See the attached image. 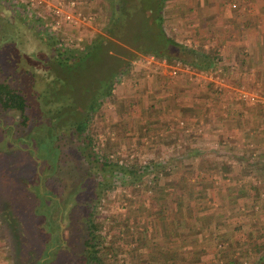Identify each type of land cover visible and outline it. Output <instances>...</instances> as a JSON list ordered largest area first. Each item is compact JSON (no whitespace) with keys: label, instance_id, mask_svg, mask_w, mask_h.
Here are the masks:
<instances>
[{"label":"rangeland","instance_id":"1","mask_svg":"<svg viewBox=\"0 0 264 264\" xmlns=\"http://www.w3.org/2000/svg\"><path fill=\"white\" fill-rule=\"evenodd\" d=\"M75 1L78 8L91 15L89 21L80 25H54L43 9L26 0H0V81L20 90L28 100L26 125L20 122L18 111L0 110V195L9 197L8 202L12 204L6 205L12 212H19L31 222L29 211L35 199L25 196V187H31L27 183L32 182L29 177L37 168L38 180L43 181L44 189L58 193L45 192L57 198L61 211L56 246L43 245L45 235L40 238L31 232L35 230L33 227L24 230L22 226L26 237L22 244L24 264H30V257L35 258L40 250L37 257L41 264H88L83 248L86 235L83 203L88 194L81 191L86 187L85 179L80 178L78 169L72 166L73 163L78 165L82 147L64 128H69L72 120L84 115L85 132L91 139V148L97 153L132 166L154 164L159 160L167 162L165 166L170 165L174 160L163 155L166 143L158 124L162 116L171 111L165 110L166 104H173L171 102L178 98L176 87L172 90L175 83L172 84L171 78L177 76V73L170 74L172 65L179 62L188 66L186 74L191 70L202 71L174 58L181 53L175 47H164V51L172 56L167 60L138 47L137 43H146L148 39H137L130 34L126 37L124 34L122 38L119 29L109 23L114 0ZM157 1H160L158 10L165 33L187 47L209 50L216 59V66L210 70L220 68L223 71L225 65L220 45L215 46L211 38L207 39L205 27L197 28L196 13L194 5L188 2L190 0H154V4L153 0H133L134 8L139 9V13L153 14ZM131 23L128 22L127 27L134 31L137 26L132 29ZM99 35L103 36V43L92 47V39ZM199 38L202 39L199 41ZM55 47H65L74 55L80 53L81 58L71 56L66 64L57 57ZM112 76L110 94L103 96L90 114L91 105L102 96L101 91ZM178 76L191 81L182 70ZM261 128L264 132V127ZM190 142L185 141V147L190 149ZM85 143H82L83 147ZM199 143L208 145L204 140ZM252 146L247 145V150ZM207 150V147L203 149L202 157L197 156L195 165L211 162L206 155H211L213 148ZM82 153L85 157L83 150ZM249 158L245 153L243 159ZM191 160L184 156L183 166L192 165ZM8 163L20 166L18 171L22 174L16 182L5 168ZM155 170L156 183L148 171L142 174L139 182L133 183L123 180L125 176L122 179L113 176L112 181L100 190L93 209V219L101 238L100 264H247L256 257L264 240L256 235L261 222L253 217V204L247 209L243 207L246 214L241 222L228 217L227 209L231 206L218 204L219 209L225 210L226 216L217 223L224 232L220 236L213 235L216 228L212 222L205 223L203 218L193 220L184 215L180 222L175 221L179 209V204L175 203L177 188L166 186V183H174L182 175L188 176L190 181L197 178L190 171L182 174L169 171L165 175L162 167ZM23 180L27 183L21 182ZM64 203H68L66 212ZM7 207L0 209V264H15L11 236L6 227L10 218ZM171 216L174 221L170 220V231L167 217L171 219ZM189 224L198 226L201 232L181 236L179 233ZM212 227V234L205 236L204 230ZM36 228L39 229V225ZM170 232L173 235L167 236ZM245 238L247 240H243ZM244 242L245 255L238 248ZM36 259L32 264H36Z\"/></svg>","mask_w":264,"mask_h":264},{"label":"crops","instance_id":"2","mask_svg":"<svg viewBox=\"0 0 264 264\" xmlns=\"http://www.w3.org/2000/svg\"><path fill=\"white\" fill-rule=\"evenodd\" d=\"M188 2L194 5L197 28L205 27L207 39L211 38L215 46L220 45L225 66L220 73L223 78L220 89L210 84L197 85L184 76L171 78L172 84L175 83L172 90L175 86L178 98L171 102L173 104H166L165 110L171 111H167L158 124L166 143L163 155L173 157L170 158L174 160L169 165L170 171L181 174L190 171L197 178L190 181L188 176L182 175V180L175 185L176 188H189L192 193L189 196L186 191L182 196H175V203L179 204L175 221L180 222L184 215L193 220L203 218L205 223L212 222L216 228L213 235L220 236L224 231L217 223L226 215L218 204L231 206L227 209L228 217L240 219L239 222L244 221V208L253 204V217L261 222L256 235L264 240V132L261 131L264 105L243 101L235 94L239 88L245 91L264 89V0ZM231 2L235 5L231 6ZM193 49L205 52L199 47ZM206 53L209 54V50ZM210 56L212 61L207 69L216 66L215 57L211 53ZM201 140L207 141L208 145L199 143ZM185 141H191L190 149L185 147ZM247 145L253 146L247 150ZM206 147L207 151L213 148L211 155H206L211 162L195 165L194 160L203 156L201 152ZM245 153L251 158L244 160ZM184 156L192 158V165L183 166ZM173 184L170 182L171 186ZM231 212L233 214L229 215ZM172 218L170 220L174 221ZM184 228L179 233L181 236L201 232L195 225ZM214 228L204 230V235L212 234Z\"/></svg>","mask_w":264,"mask_h":264},{"label":"trees","instance_id":"3","mask_svg":"<svg viewBox=\"0 0 264 264\" xmlns=\"http://www.w3.org/2000/svg\"><path fill=\"white\" fill-rule=\"evenodd\" d=\"M113 1V0H112ZM27 2V1H26ZM160 1H157L156 6L153 7L152 13L149 14V12H140L139 9L136 10L133 0H114L113 1V9L112 14L110 15L109 23H113L115 28L119 29V32L122 34V38L124 36L126 37L127 34L133 35L135 38H142V39H148L146 43H137V46L145 53H151L158 57H166L167 60L169 58H172L170 54H167L164 51V47H175L177 50H179L180 55L173 56L174 58H179L181 61H185L189 63L190 66H193L199 70H207L208 66L211 64L212 58L209 54L206 52H203L202 50H195L193 48L187 47L181 43H178L175 39H173L171 36L167 35L162 27V16L159 13V4ZM138 4H141V1H139ZM154 4V0H153ZM157 7V9H156ZM47 16V19L50 20V22H53V17L51 13L44 10ZM154 11V12H153ZM152 15V16H151ZM133 19L134 21H131ZM132 22V29H134L135 26H137L134 31L131 29H128L127 23ZM109 26V25H108ZM133 31V32H132ZM132 32V33H131ZM126 34V35H124ZM124 35V36H123ZM46 40H48L46 38ZM103 36L99 35L92 39V47L96 46L97 43L101 42L103 43ZM48 42V41H47ZM139 42V41H138ZM56 55L57 57H60L64 62L69 61L71 59V56L76 58L77 56L80 57V53L77 55H74L72 52L67 51L65 47H55ZM66 52V53H65ZM88 52V51H87ZM86 54V53H85ZM82 55V54H81ZM83 56V55H82ZM85 56V55H84ZM187 56V57H186ZM81 58V57H80ZM210 70V69H208ZM113 83V76L112 78H109L108 81H106V87L104 90H102L101 94L102 96L97 99L98 95H96V101L91 105L90 110L92 114L93 110L97 108V106L101 102V98L103 96H108L110 94L111 90V84ZM211 85V83H209ZM28 104V100L24 93H22L17 88L11 86L9 83L5 81H0V110H16L19 112L20 115V122L22 124L27 123V115L25 113L26 107ZM82 117V118H81ZM84 115H81L77 117L75 120H72L69 128H64L66 131L68 130L70 133L75 136V140H77V143H80V147H82V150L85 152V157L82 153V150L80 149V153L77 159V163H73V167L78 169V176H82L83 179H85L86 187L82 189L84 195L88 194V197H86L85 203H83L84 209L86 211V217H84L85 225H86V235L83 239V248L85 253V258L88 261V264H100L101 258L99 255V246L101 242L100 235L98 233V228L96 227V224L93 219V209L96 206L97 200L99 198L100 190L105 188V186L112 181L113 176H117L119 178H123V180H128V182H139L142 179V174L144 172H151V180L153 182H158V177L156 173L153 172L156 171V167H162V171L166 175L167 172L170 171V166L166 165L167 162L157 161L156 163H145L142 166H132L127 165L124 162H120L117 159H111L105 154L97 153V151L93 150L91 148V139H89V135L87 132H85V128L87 125L86 119L83 118ZM63 130V129H62ZM59 133L61 130L58 131ZM58 133V135H59ZM56 136V138L58 137ZM140 136V135H139ZM137 138V137H136ZM86 141L84 144V147L82 143ZM79 146V145H78ZM28 151V150H26ZM28 153H30L28 151ZM31 154V153H30ZM168 164V163H167ZM173 164V162L171 163ZM14 164L8 163V165L5 167L8 172L11 173L12 178L14 181H17V178L19 175H21L22 171L20 170V166H13ZM82 166V167H81ZM165 167V168H164ZM39 168V167H38ZM37 169V168H36ZM36 169L32 170V175L29 177L32 179V182H23L30 184L31 187H25L26 191L25 196L28 198H34L35 202L30 207V215L31 219H33L31 222L28 219H24L22 215L16 211L12 212L11 208L9 209L6 204L11 203L9 197H4L0 195V209L1 211L8 209V212L10 214L9 221L7 222L6 227L8 228V231L11 236V249L13 251V257L15 259V264L22 263L24 264L23 260V251H22V244L26 240L25 233L22 231V226L24 227V230L29 229H35L31 232L37 234V236H40V238L45 235L46 243L44 242L43 245L51 246L54 245L58 241L59 238V232L57 229H59L60 226V206L58 205L57 198L46 195L45 192L58 195V193L53 191H47L44 189L45 185L43 184V181L38 180V175L36 172ZM83 170L85 174L83 173ZM168 170V171H166ZM26 179V177H25ZM182 180V177H177L176 181L174 182L173 186L177 183H179ZM82 181V180H81ZM80 181V182H81ZM19 182V183H21ZM166 186H170V183L167 182ZM168 188V187H167ZM2 189H0L1 192ZM189 193V196H192V193L190 192L189 188L179 186L177 188L176 196L178 194H184L185 192ZM4 193V191H2ZM182 196V195H181ZM12 204V203H11ZM65 212L66 208L68 207V203H64ZM176 207H174V210ZM162 210V209H161ZM164 213V212H163ZM22 217V218H20ZM169 220L168 228L170 229V219L167 217V221ZM37 229L36 227H38ZM33 227V228H32ZM58 227V228H54ZM174 227H172L173 229ZM171 231V229H170ZM13 235V236H12ZM173 235L171 232L167 234ZM57 236V239L55 237ZM246 242L241 244L238 248L241 249L240 253L245 255L246 252ZM262 243V247L260 249L259 246V253L254 257L251 261H247V264H264V242ZM260 244V243H259ZM243 246V247H242ZM41 251V250H40ZM40 251L38 254L40 255ZM37 255V256H39ZM35 256L36 264H41V262L38 260V257ZM33 256L30 257V264L33 263V260L35 259ZM29 260L27 261V263Z\"/></svg>","mask_w":264,"mask_h":264},{"label":"built area","instance_id":"4","mask_svg":"<svg viewBox=\"0 0 264 264\" xmlns=\"http://www.w3.org/2000/svg\"><path fill=\"white\" fill-rule=\"evenodd\" d=\"M27 2L38 6L39 8L48 11L51 13L53 19V24L58 25L60 23H70L75 25H80L83 22L89 21L91 15L84 13V10L78 8L75 0H26ZM235 2H231V6H234ZM164 62V60H163ZM181 70L184 72L186 77L189 80L194 81L197 85H206L211 83L212 86L217 88L223 83V78L221 77V69L215 68L212 70H202V71H192L194 75L186 74V71L189 70L188 66L181 65L179 62H176L172 65L170 71L171 75H176L181 73ZM183 74V73H182ZM236 97L241 100H247L251 104L260 103L264 105V89L261 91H245L244 89L236 90ZM181 122V121H180Z\"/></svg>","mask_w":264,"mask_h":264}]
</instances>
